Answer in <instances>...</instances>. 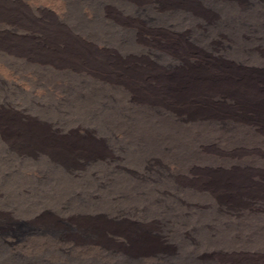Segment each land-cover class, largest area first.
I'll return each instance as SVG.
<instances>
[{"label": "bare ground", "instance_id": "6f19581e", "mask_svg": "<svg viewBox=\"0 0 264 264\" xmlns=\"http://www.w3.org/2000/svg\"><path fill=\"white\" fill-rule=\"evenodd\" d=\"M0 264H264V0H0Z\"/></svg>", "mask_w": 264, "mask_h": 264}]
</instances>
